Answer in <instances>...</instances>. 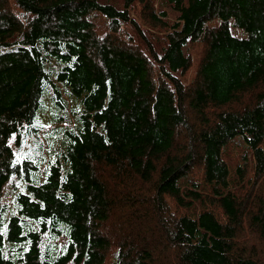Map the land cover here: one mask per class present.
I'll return each instance as SVG.
<instances>
[{"label":"trees","instance_id":"trees-1","mask_svg":"<svg viewBox=\"0 0 264 264\" xmlns=\"http://www.w3.org/2000/svg\"><path fill=\"white\" fill-rule=\"evenodd\" d=\"M7 194L0 264H264V0H0Z\"/></svg>","mask_w":264,"mask_h":264},{"label":"rangeland","instance_id":"rangeland-1","mask_svg":"<svg viewBox=\"0 0 264 264\" xmlns=\"http://www.w3.org/2000/svg\"><path fill=\"white\" fill-rule=\"evenodd\" d=\"M107 1H109V3H111L112 0H107ZM154 1H155L156 8L158 9L161 0H154ZM138 9L139 8L137 7V10ZM168 18L170 20H173L174 19L173 14L169 10H168ZM93 21H96L97 22V31H98V33H102L104 31V29L101 27V24L103 22L102 16L98 14L93 19ZM217 22H218V20L217 19H214V20L208 22V25H215V24H217ZM143 28H145V27L143 26ZM231 32H232L233 35H235L237 37H245L246 36V34L242 30L237 29V28H231ZM199 50H200V46H196V45H189V47L187 49V51L189 52V54L192 56L194 65L197 62ZM193 73H194V67L188 73H186L183 77H181V80H183L185 84L189 83L191 81L192 77H193ZM43 121L48 123V120H46V119H44ZM47 135H49V134H47ZM39 139L43 140V142L45 144V141H44L43 136H40ZM34 148H35V146H34ZM24 149L27 152H29V151H31L33 149L32 140H30L29 142H27V147L26 148L24 147ZM49 149H50V146H49ZM0 200H1V202H9L10 203V195L7 194L6 196H1Z\"/></svg>","mask_w":264,"mask_h":264}]
</instances>
